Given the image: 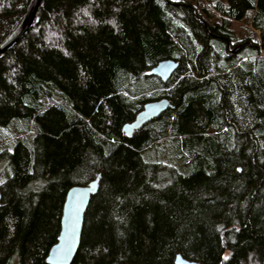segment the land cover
<instances>
[{"label":"trees","instance_id":"obj_1","mask_svg":"<svg viewBox=\"0 0 264 264\" xmlns=\"http://www.w3.org/2000/svg\"><path fill=\"white\" fill-rule=\"evenodd\" d=\"M30 1L0 0V45ZM201 1H41L0 56V264H47L68 190L97 175L71 264H264V0L217 2L214 24ZM249 12L258 39L238 40Z\"/></svg>","mask_w":264,"mask_h":264},{"label":"water","instance_id":"obj_2","mask_svg":"<svg viewBox=\"0 0 264 264\" xmlns=\"http://www.w3.org/2000/svg\"><path fill=\"white\" fill-rule=\"evenodd\" d=\"M42 0H31L24 17L16 29L0 45V56L15 46L32 28ZM179 63L173 60H162L150 71V75L162 83L167 82L178 68ZM170 107L167 99L146 103L136 115L134 121L123 126V132L129 137L135 130L157 118ZM100 175L86 186L71 187L65 197L60 219V232L57 242L49 249L47 264H71L79 247L83 217L90 198L98 190ZM1 202V194H0ZM175 264H197L175 255Z\"/></svg>","mask_w":264,"mask_h":264},{"label":"rangeland","instance_id":"obj_3","mask_svg":"<svg viewBox=\"0 0 264 264\" xmlns=\"http://www.w3.org/2000/svg\"><path fill=\"white\" fill-rule=\"evenodd\" d=\"M173 1H187V0H173ZM226 4V0H212L211 3H205L204 1L199 2L196 7L197 10L203 14L210 24L219 23L220 18L214 9L215 3ZM252 18V12H249L248 15L242 22H233L231 26V31L234 34L235 38L242 40L249 38L250 40L258 39L259 33L254 32L250 26V20ZM4 135H8L7 131L3 132ZM7 163L6 159L0 163V170H2ZM14 260V261H13ZM10 264H18V259L15 257Z\"/></svg>","mask_w":264,"mask_h":264},{"label":"snow or ice","instance_id":"obj_4","mask_svg":"<svg viewBox=\"0 0 264 264\" xmlns=\"http://www.w3.org/2000/svg\"><path fill=\"white\" fill-rule=\"evenodd\" d=\"M225 259H227V257H225Z\"/></svg>","mask_w":264,"mask_h":264}]
</instances>
